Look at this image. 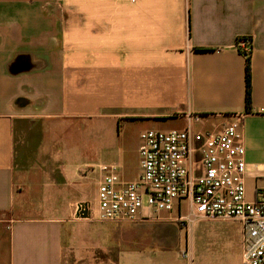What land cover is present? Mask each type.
<instances>
[{"label":"crops","instance_id":"0c3cea01","mask_svg":"<svg viewBox=\"0 0 264 264\" xmlns=\"http://www.w3.org/2000/svg\"><path fill=\"white\" fill-rule=\"evenodd\" d=\"M242 37L253 47L251 113ZM262 108L264 0H0V264L98 260L91 209L76 188L81 169L63 157L68 132L71 145L98 143L101 133L122 158L111 164L134 180L124 151L133 139L140 147L135 125L185 128L192 113L220 130L246 115L247 192L258 199ZM74 118L95 121L75 126ZM120 124L123 136L115 138ZM177 214L160 217L175 221ZM230 250V264H243V231Z\"/></svg>","mask_w":264,"mask_h":264},{"label":"built area","instance_id":"2783aa9c","mask_svg":"<svg viewBox=\"0 0 264 264\" xmlns=\"http://www.w3.org/2000/svg\"><path fill=\"white\" fill-rule=\"evenodd\" d=\"M238 44L246 56L252 54L249 37L239 38ZM185 116L184 129L141 133L137 179L122 178L117 164L103 165L99 219L134 222L177 211L170 219L190 226L198 218H234L243 228V264H264V198L250 199L246 184L241 131L246 115L217 131L198 130L200 114ZM184 202L187 213H182Z\"/></svg>","mask_w":264,"mask_h":264},{"label":"rangeland","instance_id":"374dc122","mask_svg":"<svg viewBox=\"0 0 264 264\" xmlns=\"http://www.w3.org/2000/svg\"><path fill=\"white\" fill-rule=\"evenodd\" d=\"M75 126H86L94 123L90 118L72 119ZM201 123V122H200ZM197 124L198 130L213 129L211 126ZM174 128L184 129L182 126ZM147 129L170 130L164 127H138L135 125L132 134L139 135ZM122 133V124L115 128V138ZM76 134H74L75 136ZM71 134H66L67 144L63 151V157L81 169V199L89 204L91 217L90 223L93 232L91 242L99 247V258L94 264H230L234 252L230 250L234 240L238 243V237L243 231L242 225L237 219L222 217H204L194 220L188 225L177 221L154 218L138 220L134 222H112L99 219L100 197L99 186L101 182L102 167L105 164L117 163L120 165L121 157L117 147L107 148L103 135L99 134V142L93 140L82 143L73 139ZM135 138V137H134ZM122 140V139H121ZM119 144L120 140L115 139ZM139 144L135 139L128 142L124 151V159L129 165V175L137 177L141 173L139 166ZM187 202H184L182 213H187ZM86 230L84 229V232ZM232 235L225 237L227 232ZM84 234V233H83ZM86 234V233H85ZM84 234V237H85ZM86 239V238H85ZM85 241V240H84ZM83 241V243H85ZM89 241V240H88ZM90 242V241H89ZM103 253L109 254L106 261ZM184 253L187 254L184 257ZM190 262V263H189ZM241 264V263H240Z\"/></svg>","mask_w":264,"mask_h":264},{"label":"trees","instance_id":"16d2710c","mask_svg":"<svg viewBox=\"0 0 264 264\" xmlns=\"http://www.w3.org/2000/svg\"><path fill=\"white\" fill-rule=\"evenodd\" d=\"M251 55L246 59L245 67V79H246V88H245V104H246V113H251L252 107V69H251Z\"/></svg>","mask_w":264,"mask_h":264},{"label":"water","instance_id":"95a60500","mask_svg":"<svg viewBox=\"0 0 264 264\" xmlns=\"http://www.w3.org/2000/svg\"><path fill=\"white\" fill-rule=\"evenodd\" d=\"M80 209H81L82 216L84 217L88 216V204L80 205Z\"/></svg>","mask_w":264,"mask_h":264}]
</instances>
